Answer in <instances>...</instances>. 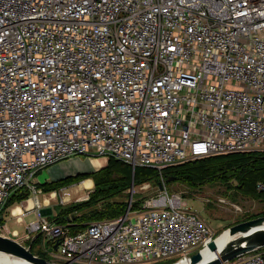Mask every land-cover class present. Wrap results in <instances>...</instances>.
Masks as SVG:
<instances>
[{"label":"built area","instance_id":"built-area-1","mask_svg":"<svg viewBox=\"0 0 264 264\" xmlns=\"http://www.w3.org/2000/svg\"><path fill=\"white\" fill-rule=\"evenodd\" d=\"M260 149L264 0H0V212L18 189L39 190L38 172L73 156L162 175ZM10 234L24 246L39 235L57 241L64 264L188 261L212 235L167 195L75 233L39 215ZM220 264H264V246Z\"/></svg>","mask_w":264,"mask_h":264},{"label":"rangeland","instance_id":"rangeland-1","mask_svg":"<svg viewBox=\"0 0 264 264\" xmlns=\"http://www.w3.org/2000/svg\"><path fill=\"white\" fill-rule=\"evenodd\" d=\"M261 150L264 151V149L258 151ZM79 158L84 160L88 159L93 165L95 164L94 161L100 160L101 165L96 168V170L104 168L107 163L105 160L107 158L106 156L94 157L90 155H80ZM50 166L38 172L36 177L37 181L34 183L39 189L37 192L31 191L29 188H22L23 193L20 195L21 197L13 199L10 206L2 212V222L9 227V231H12V228H16L21 234L22 231L25 230L26 225L37 219L38 212L35 211V208L39 205H45L46 208L48 207V209L52 211V218H55L64 212L76 209V211H73L72 213H74V215H81L83 213L89 217V219L84 222L90 223L97 220L109 219L105 218L106 215L104 212L106 213L108 206L116 205V203L119 202L126 204V209L128 206H130V208L132 206L133 210H137L138 208L136 206L139 205V209H142L148 201L158 198L159 196L167 195L170 198H173V196H180L186 202L187 208L196 211L210 228L212 235L202 245L203 247L208 241L210 242L230 226L264 215V195L259 193L256 188L255 195L241 193L236 186L237 179L234 178L224 180L213 179L201 184L192 185L182 177H176L175 175L165 177V175L162 174L140 183L135 184L131 182L129 185L124 186V183L119 180V176L116 173H113L111 180L114 187L108 193L97 195L92 199L91 194L96 192V187L94 184H92L91 187H84L82 182L85 179L81 178L63 187L49 189V186L46 184L63 178L56 175H54L55 178L47 177L46 171ZM66 170L60 172L61 175L62 173L64 175L65 173L68 174L71 172V168L70 171ZM76 172L74 171L72 173ZM76 175H79V173H76ZM89 177L92 178V176H88L87 178ZM52 193L54 195H52ZM28 199H31L34 208L32 207L29 209L27 207L26 200ZM19 204L21 207L24 205L29 209V211L22 209V212L23 214L25 213V215L23 216V219H21V222L15 220L16 216L11 213V209ZM0 234H6V236L10 235L5 232V229H3ZM22 241H24V244L29 243L28 238H24ZM226 249L228 248L223 247L219 249L211 258H214L217 254ZM32 252L50 262L64 264L63 260L58 259L55 256H58V252L52 250L50 243L44 242L43 238L35 241V246ZM176 257L178 256H170L165 259L151 262H136L130 264H171V261Z\"/></svg>","mask_w":264,"mask_h":264},{"label":"trees","instance_id":"trees-1","mask_svg":"<svg viewBox=\"0 0 264 264\" xmlns=\"http://www.w3.org/2000/svg\"><path fill=\"white\" fill-rule=\"evenodd\" d=\"M101 162H97L94 165H100ZM93 165V166H94ZM92 166V165H91ZM86 169V163L77 159L73 161L71 166V173ZM116 173L119 176V180L124 183V186L129 185L131 182L140 183L145 180H149L158 175L157 171L151 168L137 166L132 170L131 166L126 162L115 159L113 157L107 158L106 166L102 169L96 170L91 173H79V175L66 176L58 181H53L48 184L49 189H57L65 185L71 184L77 180L85 179L88 176H92L96 192L92 193V199L100 194L108 193L114 185H112V174ZM165 177L175 175L176 177H182L192 185L201 184L213 179H237V189L247 195H255L256 184L261 181L264 184V151H244V152H232L226 154H213L200 158L189 159L166 167L163 171ZM23 193L22 189H18L8 199L2 212L10 206L13 199L21 197ZM264 195V190L259 191ZM27 194V193H26ZM107 195V194H106ZM127 205L124 203H116V205L108 206L106 209L105 218H115L123 215ZM139 209V205L136 206ZM136 209V208H134ZM130 210H133L132 206ZM76 209H72L68 212L56 216L54 222L62 225H69L71 233H75L78 230H82L88 223L84 221L89 219L88 216L74 215L72 213ZM72 214V215H68ZM3 218L1 216L0 223L2 224ZM41 236L35 238V241L39 240ZM50 243L52 248L53 243ZM176 259L171 261L174 263Z\"/></svg>","mask_w":264,"mask_h":264},{"label":"water","instance_id":"water-1","mask_svg":"<svg viewBox=\"0 0 264 264\" xmlns=\"http://www.w3.org/2000/svg\"><path fill=\"white\" fill-rule=\"evenodd\" d=\"M127 209L125 212H127ZM263 220H264V215L254 219L237 223L235 225L230 226L228 228V232L230 234H233L237 231H244L252 224ZM57 244H58L57 241L53 243L52 247L54 250L56 249ZM261 246H264V229L259 231L253 237L246 239L245 241H242L241 243L222 251L221 253L217 254L214 258H211L207 261H203L204 258L203 249H198L190 256L188 262L189 264H220L225 260L231 259L245 252L259 248ZM0 251L14 255L16 257L22 258L27 261L34 262L36 264H57L50 262L43 257H39L33 254V252L30 250L29 245L24 246L19 241L1 234H0ZM171 264H184V263L182 261L177 260L176 262Z\"/></svg>","mask_w":264,"mask_h":264},{"label":"bare ground","instance_id":"bare-ground-1","mask_svg":"<svg viewBox=\"0 0 264 264\" xmlns=\"http://www.w3.org/2000/svg\"><path fill=\"white\" fill-rule=\"evenodd\" d=\"M82 185L84 187H90L91 181L86 179L82 182ZM52 195L54 194L52 193ZM26 203H27V207H30L32 205V201L30 199L26 200ZM20 210L21 207L19 205H16L12 208V213L20 214L21 213ZM263 229H264V220L252 224L244 231H237L233 234H230L228 232V229L222 231L214 239H212L210 242L208 241L203 246V252H204L203 261L209 260L213 255L217 253L219 249L223 247L225 248L233 247L241 243L242 241H245L246 239L253 237ZM182 262L184 264H189L187 260H182ZM0 264H36V263L0 251Z\"/></svg>","mask_w":264,"mask_h":264},{"label":"crops","instance_id":"crops-1","mask_svg":"<svg viewBox=\"0 0 264 264\" xmlns=\"http://www.w3.org/2000/svg\"><path fill=\"white\" fill-rule=\"evenodd\" d=\"M75 156H73V157H70V158H67V159H65V160H61V161H59V162H57V163H55V164H53V165H51L48 169H47V171H46V173H47V177H51V178H55V176L54 175H56V176H58V177H66V176H69V175H76V173H91V172H94V171H96V168H98L99 166L98 165H94L93 166V164H91V162L87 159V160H84V159H80L79 157L80 156H76L75 158H74ZM73 158V159H72ZM75 159H77V160H79V161H81V162H85L86 163V169H81V170H79V171H77L76 173H71V172H69L70 171V168H71V165L73 164V161L75 160ZM106 161H107V158L105 159ZM68 162V163H67ZM95 162V164L97 163V162H101L100 160H96V161H94ZM92 165V166H91ZM69 170L68 172V174H64L63 175V173H62V175H61V173L60 172H62V171H64V170ZM66 170V171H67ZM57 177V178H58ZM90 180L91 181V185L92 184H94V182H93V179L91 178V177H89V178H85V180ZM91 185H90V187H91ZM31 200V199H30ZM44 203V202H43ZM42 203V204H43ZM44 204H46V203H44ZM19 206L21 207V205L19 204ZM23 207V208H22ZM21 207V213L20 214H15V213H13L15 216H16V218H15V220H17L18 222L20 221L21 222V219H23V216L25 215V213L23 214V210L22 209H26V210H28L29 211V209H31L32 207H33V205L32 206H30V207H25L24 205ZM34 208V207H33ZM46 207H45V205H39L37 208H35V211H37L38 212V217H39V215H43V216H46L47 218H49L51 221H54L53 219L54 218H52V211L50 210V209H48V207L45 209ZM12 210V209H11ZM30 211H32V210H30ZM34 212V211H33ZM11 213H12V211H11ZM1 216H2V218H3V215H0V218H1ZM38 217H37V219H38ZM52 218V219H51ZM35 219V218H34ZM36 219V220H37ZM2 224H4V223H2ZM5 232L6 233H8V234H10L11 233V231H9L8 229H9V227L7 226V225H5ZM12 231L16 234H20L19 232H18V230L16 229V228H12ZM24 231V230H23ZM23 231H22V233H23ZM21 233V234H22ZM11 235V234H10Z\"/></svg>","mask_w":264,"mask_h":264},{"label":"flooded vegetation","instance_id":"flooded-vegetation-1","mask_svg":"<svg viewBox=\"0 0 264 264\" xmlns=\"http://www.w3.org/2000/svg\"><path fill=\"white\" fill-rule=\"evenodd\" d=\"M28 240H29V241H28L29 243H28V244L26 243V246L29 245V246H30V250L32 251L33 248H34V244H33V243H34L35 238H30V239H28Z\"/></svg>","mask_w":264,"mask_h":264}]
</instances>
